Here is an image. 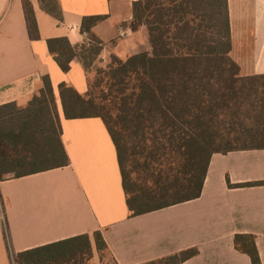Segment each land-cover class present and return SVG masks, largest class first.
Returning a JSON list of instances; mask_svg holds the SVG:
<instances>
[{
  "label": "trees",
  "instance_id": "obj_1",
  "mask_svg": "<svg viewBox=\"0 0 264 264\" xmlns=\"http://www.w3.org/2000/svg\"><path fill=\"white\" fill-rule=\"evenodd\" d=\"M62 20L59 0H40ZM26 13L34 39L38 24L29 0ZM103 16L86 17L89 43L67 38L47 41L63 72L78 60L89 72L103 50L93 28ZM146 27L151 51L126 60L113 56L97 70L86 95L59 86L67 119L99 118L117 149L131 217L198 199L212 156L264 149V76L241 77L232 51L228 0H137L129 28ZM29 106L0 107V179L21 178L69 166L62 141L57 99L49 76ZM1 209V205H0ZM96 249L108 253L101 232ZM235 247L252 264H262L254 236H236ZM186 250L146 264H182L196 256ZM92 239L82 235L28 250L17 264H87ZM116 264V263H115Z\"/></svg>",
  "mask_w": 264,
  "mask_h": 264
},
{
  "label": "crops",
  "instance_id": "obj_2",
  "mask_svg": "<svg viewBox=\"0 0 264 264\" xmlns=\"http://www.w3.org/2000/svg\"><path fill=\"white\" fill-rule=\"evenodd\" d=\"M38 24L34 39L26 0H0V107L26 109L49 76L57 99L62 141L69 166L21 178L0 179V264H13L24 251L101 232L116 264H146L186 250L197 255L182 264H252L235 247L236 236H254L264 264V149L212 156L198 199L131 217L113 139L99 118L67 119L59 86L81 95L91 74L78 60L63 72L47 41L89 43L86 17L103 16L93 28L103 42L97 63L126 60L151 51L146 27L133 32L137 0H59L62 20L29 0ZM231 58L241 77L264 76V0H228Z\"/></svg>",
  "mask_w": 264,
  "mask_h": 264
},
{
  "label": "rangeland",
  "instance_id": "obj_3",
  "mask_svg": "<svg viewBox=\"0 0 264 264\" xmlns=\"http://www.w3.org/2000/svg\"><path fill=\"white\" fill-rule=\"evenodd\" d=\"M102 68L103 67H99L98 64H94L93 67L90 68L89 73L91 74V77L89 79V84H91L92 86H95V84L98 81L97 70L102 69ZM0 205H3L1 200H0ZM13 264H17V263L14 262ZM87 264H115V262L113 261V259L108 253L97 252V254L94 255L93 259L90 260Z\"/></svg>",
  "mask_w": 264,
  "mask_h": 264
}]
</instances>
